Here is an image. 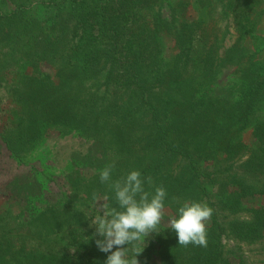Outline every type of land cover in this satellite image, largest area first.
Here are the masks:
<instances>
[{
  "label": "rangeland",
  "instance_id": "374dc122",
  "mask_svg": "<svg viewBox=\"0 0 264 264\" xmlns=\"http://www.w3.org/2000/svg\"><path fill=\"white\" fill-rule=\"evenodd\" d=\"M58 1L0 0L15 11L0 20V264H103L86 218L113 162L114 179L138 169L169 202L191 203L180 187L200 178L205 204L238 195L264 222L250 165H264V0H110L105 23ZM174 215L166 204L157 232ZM254 240L233 251L244 264H264Z\"/></svg>",
  "mask_w": 264,
  "mask_h": 264
},
{
  "label": "clouds",
  "instance_id": "9594fccd",
  "mask_svg": "<svg viewBox=\"0 0 264 264\" xmlns=\"http://www.w3.org/2000/svg\"><path fill=\"white\" fill-rule=\"evenodd\" d=\"M115 163L99 171L101 184L107 185L111 196L105 193L94 197L90 226L99 251L107 254L103 264H140L138 259L147 238L158 233L165 215L166 204L175 205V215L169 220L178 244L206 247V222L213 209L200 201L181 202L177 197L168 201L163 185H155L151 176L133 169L114 179Z\"/></svg>",
  "mask_w": 264,
  "mask_h": 264
},
{
  "label": "trees",
  "instance_id": "16d2710c",
  "mask_svg": "<svg viewBox=\"0 0 264 264\" xmlns=\"http://www.w3.org/2000/svg\"><path fill=\"white\" fill-rule=\"evenodd\" d=\"M105 2V6L99 0H60L58 4L59 7H62L60 9H66L65 4L67 3L68 8L72 12L83 9L86 4L90 5L89 7L93 13L97 14L99 19H102L105 23L110 18L105 12L110 8V0H106ZM14 12L8 14L0 11V20L9 21L15 19ZM51 110L54 112L55 108ZM27 140L32 141L31 137H28ZM165 150L171 152L180 151L172 142H167ZM260 151L264 154V147ZM193 157L191 155V158ZM256 157L261 158V154L257 153ZM250 165L252 168L261 170L256 172L264 174V165L260 164L257 160L255 161V158L253 164ZM201 187L202 183L200 178H189V184L180 187V190L183 194L188 191L187 195H185L188 201L196 200L204 203L206 199L199 197ZM207 200L209 201V206L213 209L212 216L206 222L207 246L201 247L192 244L187 246L180 245L171 227H166L159 230L151 239L153 240L152 244L155 249L152 252L156 254V261L149 264H226V261L228 262L224 257L226 255L235 258L239 264H244L241 257L233 255V251L235 249L243 250L242 244H250L255 241V236L264 235L263 220H254L252 213L249 217H244L243 211L246 208L242 206L241 198L238 195H224V197L219 196L217 199L208 198ZM257 213L260 212L257 211ZM184 252L189 254V259L182 261L181 255Z\"/></svg>",
  "mask_w": 264,
  "mask_h": 264
}]
</instances>
